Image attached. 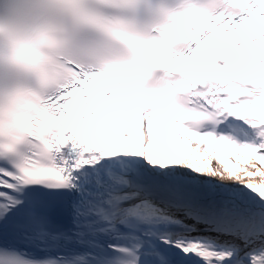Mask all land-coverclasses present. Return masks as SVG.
<instances>
[{
    "label": "snow or ice",
    "instance_id": "snow-or-ice-1",
    "mask_svg": "<svg viewBox=\"0 0 264 264\" xmlns=\"http://www.w3.org/2000/svg\"><path fill=\"white\" fill-rule=\"evenodd\" d=\"M0 264H264V0H0Z\"/></svg>",
    "mask_w": 264,
    "mask_h": 264
},
{
    "label": "bare ground",
    "instance_id": "bare-ground-1",
    "mask_svg": "<svg viewBox=\"0 0 264 264\" xmlns=\"http://www.w3.org/2000/svg\"><path fill=\"white\" fill-rule=\"evenodd\" d=\"M225 183H227V182L225 181Z\"/></svg>",
    "mask_w": 264,
    "mask_h": 264
},
{
    "label": "rangeland",
    "instance_id": "rangeland-1",
    "mask_svg": "<svg viewBox=\"0 0 264 264\" xmlns=\"http://www.w3.org/2000/svg\"><path fill=\"white\" fill-rule=\"evenodd\" d=\"M227 182V181H226Z\"/></svg>",
    "mask_w": 264,
    "mask_h": 264
}]
</instances>
